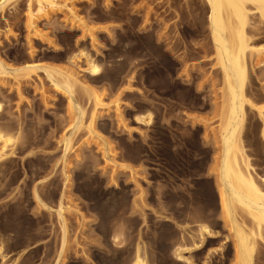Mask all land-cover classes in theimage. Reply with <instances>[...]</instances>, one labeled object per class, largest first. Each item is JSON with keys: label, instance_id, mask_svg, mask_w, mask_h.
<instances>
[{"label": "rangeland", "instance_id": "rangeland-1", "mask_svg": "<svg viewBox=\"0 0 264 264\" xmlns=\"http://www.w3.org/2000/svg\"><path fill=\"white\" fill-rule=\"evenodd\" d=\"M52 1L55 7L36 15L39 33L27 28V0L0 10V58L14 68L37 63L79 72L105 105L94 123L100 138L85 127L73 132L75 110L42 70L19 84L0 77V133L11 138L0 157V264H56L62 191L68 234L59 264H130L137 245L147 264H233L232 255H222L226 240L233 245L217 193L223 79L206 3ZM247 31L262 50L248 60L246 92L264 108L259 14L250 15ZM82 85L75 97L86 106V124L92 102ZM245 113L242 143L264 177V126L255 109ZM64 136L72 145L65 168ZM34 189L53 209L36 202ZM200 224L214 235L180 259L176 248L197 240ZM257 243L254 264H264V244Z\"/></svg>", "mask_w": 264, "mask_h": 264}, {"label": "bare ground", "instance_id": "bare-ground-1", "mask_svg": "<svg viewBox=\"0 0 264 264\" xmlns=\"http://www.w3.org/2000/svg\"><path fill=\"white\" fill-rule=\"evenodd\" d=\"M17 1L0 0V10L6 5ZM203 1L208 8L207 20L210 38L223 79V90L221 93L222 110L220 115L221 159H219L220 163L218 166L217 193L220 211L223 214L225 224L229 227L230 235L228 239H232L233 245L230 250L227 246L228 240H226L222 246V255L226 260L229 255H232L233 264H254L255 250H257L256 244L258 245V241L264 244V177L256 172L250 156L246 153L241 133L246 115V106L258 112L264 126V108L253 104L246 92L248 60L252 59L262 50L259 45L255 44L253 37L248 33L247 26L249 25L252 13L259 14V17L264 20V0ZM32 2L37 4L35 11L32 10ZM46 5L55 7L56 4L52 0H27V28L29 30L31 29L32 31L34 29V32H38L36 31L38 28H36V15L45 11ZM64 6L67 8V12H70L72 18L77 19L78 16L73 7L66 3ZM77 20L82 23V26H85L81 18L78 17ZM86 31L90 32L91 30L86 29ZM86 58L87 69L92 75H96L98 73V66L90 58ZM37 70L43 71L45 78L48 79L56 91L67 96L69 107L75 110L77 115L75 123L72 126L73 132L81 127H85L88 134L90 133L93 137L100 138L98 133L95 132L94 123L98 114L97 111L104 103L90 88L82 85L83 82L78 76L79 72L37 63H26L20 68H14L6 65L0 58V77L11 76L18 84L21 81V77H30V74L37 73ZM79 84L82 85L88 100L92 102L91 112L86 124L83 122L86 106L81 105L75 97V89ZM18 88L19 85H17ZM119 102V99L115 101L117 110H119ZM136 118L140 117L136 116ZM10 141V137H6L0 133V142L3 143L2 148H0V157L7 145L6 143ZM63 143L64 149L61 161H63L62 164L65 168L67 155L72 150L69 136L63 137ZM121 166L124 165L122 164ZM65 175V180H68L66 172ZM37 192L34 189L33 197L36 202L45 209H53L41 199ZM64 198L65 192L62 191L55 209L61 230V246L57 252L56 264L59 262L61 254H63V247L67 239L66 235L68 234L67 219L65 217V212L68 208L65 209ZM197 231V240L193 239L191 245H179L176 248V254L180 259L183 257V252L186 249L199 250L203 248L205 240L214 235L213 231L205 224H200ZM142 252V247L137 245L134 251V259L130 264H147L145 258L142 256ZM185 260L188 264H193L189 258H185Z\"/></svg>", "mask_w": 264, "mask_h": 264}]
</instances>
